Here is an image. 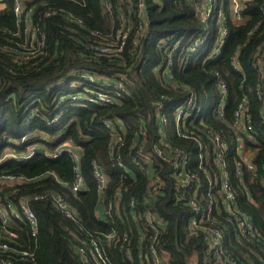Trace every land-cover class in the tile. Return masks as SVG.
Instances as JSON below:
<instances>
[{
	"label": "trees",
	"instance_id": "obj_1",
	"mask_svg": "<svg viewBox=\"0 0 264 264\" xmlns=\"http://www.w3.org/2000/svg\"><path fill=\"white\" fill-rule=\"evenodd\" d=\"M1 1L0 157L6 152L23 156L31 149L35 153L27 160L0 163V178L31 181L1 184L0 203L52 191L77 212L72 220L48 200L30 202L38 221V247L31 264H85L74 252L75 235L107 229L94 213L95 169L108 179L104 198L110 202L113 188L131 184L117 160L132 169L130 161L139 145L167 183L165 195L152 204L167 223L158 250L167 254L170 264H208L202 242L186 235L189 210L173 204L172 181L165 177L169 165L155 155L161 134L168 145L188 156L193 169L199 163V144L209 154L214 149L209 137L225 142L237 205L264 236V52L256 56L264 46V0L246 1L240 21L233 19L229 0H213L207 22L193 0ZM67 16L83 27L63 18ZM121 19L131 25L125 46L99 56L96 47L116 43ZM220 28L225 36L219 46ZM28 30L34 31L33 49ZM110 99L112 103L104 102ZM244 102L253 142L233 126L234 113ZM108 121L123 133L118 134V156L109 153ZM178 129L191 137L182 138ZM236 136L253 155L241 166V179L235 176ZM60 148L67 149L58 158L46 156ZM76 156L85 190L73 193ZM134 174L139 187L130 186L121 205L128 206L132 197L139 199L146 186L144 178ZM200 176L206 192L208 179ZM209 176L214 178L212 170ZM218 186L211 185L212 194L220 199ZM110 222L118 234L124 232L126 225L115 210ZM25 229L19 226V237ZM231 245L228 248L240 254L238 245ZM106 252L111 264L131 263L114 245ZM132 259L137 261L134 251Z\"/></svg>",
	"mask_w": 264,
	"mask_h": 264
},
{
	"label": "built area",
	"instance_id": "obj_2",
	"mask_svg": "<svg viewBox=\"0 0 264 264\" xmlns=\"http://www.w3.org/2000/svg\"><path fill=\"white\" fill-rule=\"evenodd\" d=\"M246 1L248 0H229L230 12L234 20L240 21L242 19L240 12ZM194 2L197 5L198 13L203 9L199 15L204 22H207L210 19L209 14L214 6V1L194 0ZM1 5L4 6L0 0ZM15 11H18L17 7ZM29 14L30 10L26 13V17ZM63 18L69 22H75L69 16ZM75 23L79 27H83V24L79 21ZM130 28L131 25L128 21L121 19L116 43L109 47H96L97 54L103 56L108 53L122 51ZM220 31L222 36L219 46L225 36L224 28H220ZM27 34L30 49H33L31 39L34 31L28 30ZM40 43V45H43V38ZM263 52L264 46L259 48L256 56H261ZM222 91L225 92L223 89ZM104 102L112 103L113 101L110 99ZM181 113L182 111L177 112L178 118ZM261 115L264 119L262 110ZM234 118L233 126L237 131L247 135L250 142H253L249 127L246 126L249 123V118L246 115L245 102L238 106ZM162 120L164 121V119ZM105 126L111 131L110 156H118L122 147L118 134H121L122 131L113 127L109 121L105 123ZM177 134L182 138L191 137V135L188 137L182 133L180 129L177 130ZM163 137L164 134L159 136L160 147L154 146V152L162 162L169 165L165 177L167 176L172 181L171 185L174 189L173 204L181 209L189 210L190 214L185 220V232L188 237L200 240L204 245L203 261L208 264H264V236L255 228L249 215L237 205L231 175L227 169L225 159L229 150L228 145L225 142H220L218 136L209 137L208 142L214 145V149L208 154L207 148L199 144V154L197 155L199 163H196V167L193 169L190 167L188 156L182 150L168 145ZM143 148L142 145H139L134 157L131 159L132 169L117 160L118 166L124 172V178L127 176L131 180V184L128 186L120 184L113 188V199L110 202L106 203L104 198L108 179L99 168L95 169L98 201L94 213L99 222L107 225V229L93 234L85 231L83 236L75 235L74 252L83 263L111 264L106 249L114 245L124 254L126 259L131 261L130 264H170L167 254L158 250L159 242L167 231V223L152 207L159 196L165 195L167 183ZM66 149H57L52 154H46V156L56 159ZM234 151L235 176L241 179V166L248 165L253 155L249 149L245 148L244 140L240 136L235 138ZM34 153V149L29 150L23 156L7 153L0 157V163L6 159L27 160L33 157ZM74 160L76 162L73 167L75 176L70 190L77 193L85 190V185L78 166L79 157L76 156ZM249 167L252 168V166ZM98 169L100 173L97 172ZM211 170L213 171V179L209 176ZM134 172L144 178L146 186H144L139 199L132 197L127 203L128 206L121 205L124 192H127L130 186L135 189L139 187L138 177L136 179ZM200 175L208 179L206 192H204V182ZM11 181L20 184L31 182L24 177L14 178L6 175L0 178V185ZM212 184L213 186L219 185L217 194L220 195V199L213 196ZM62 185L66 186L65 184ZM44 200H48L52 207L69 219L73 220L77 215V212L67 200L52 191L22 196L16 203L11 201L0 203V264H31L34 261V250L38 247L36 240L38 221L30 208V202ZM114 210L119 220L126 225L122 234H118L112 228L110 217ZM19 226L27 228L24 237H19L17 233V231L19 232ZM19 238H21L22 243L19 242ZM233 243L238 245L240 254L228 248ZM30 245L34 248H31ZM133 251L137 257L136 262L132 259Z\"/></svg>",
	"mask_w": 264,
	"mask_h": 264
},
{
	"label": "rangeland",
	"instance_id": "obj_3",
	"mask_svg": "<svg viewBox=\"0 0 264 264\" xmlns=\"http://www.w3.org/2000/svg\"><path fill=\"white\" fill-rule=\"evenodd\" d=\"M193 1H194V0H193ZM202 11H203V9H202V10H200V11H199V13H201ZM7 153H9V152H6L5 154H7Z\"/></svg>",
	"mask_w": 264,
	"mask_h": 264
},
{
	"label": "crops",
	"instance_id": "obj_4",
	"mask_svg": "<svg viewBox=\"0 0 264 264\" xmlns=\"http://www.w3.org/2000/svg\"><path fill=\"white\" fill-rule=\"evenodd\" d=\"M3 8H4V6L1 5V6H0V10L3 9Z\"/></svg>",
	"mask_w": 264,
	"mask_h": 264
},
{
	"label": "water",
	"instance_id": "obj_5",
	"mask_svg": "<svg viewBox=\"0 0 264 264\" xmlns=\"http://www.w3.org/2000/svg\"><path fill=\"white\" fill-rule=\"evenodd\" d=\"M97 172L100 173V170L98 169Z\"/></svg>",
	"mask_w": 264,
	"mask_h": 264
}]
</instances>
